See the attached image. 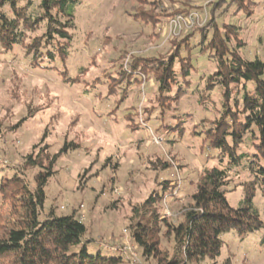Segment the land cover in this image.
Masks as SVG:
<instances>
[{"label": "rangeland", "instance_id": "1", "mask_svg": "<svg viewBox=\"0 0 264 264\" xmlns=\"http://www.w3.org/2000/svg\"><path fill=\"white\" fill-rule=\"evenodd\" d=\"M140 1L80 0L75 10L72 48L64 64L43 62L34 67L22 45L11 51L0 46L1 182L12 185L8 180L19 176L21 183L33 189L34 177L45 169L32 167L27 158L47 166V159L66 143L77 145L79 148L63 153L56 162L55 174L45 189L40 219L47 218L50 209L59 217L75 213L86 227L83 239L89 252L123 257V264L131 262L112 248L132 247L142 264H156L142 255L131 238L130 227L141 222L144 213L167 207L171 213L168 221L178 223L203 172L213 167L228 168L229 162L219 161V151L210 150L205 140V131L213 126L208 119H215L222 110L224 89L216 86L203 105L198 103L207 77L216 71L213 52L206 47L214 27H240L231 47L238 48L241 43V57L264 62L263 2L250 11H240L235 0L223 1L213 13L211 25L194 32L207 23L214 3L192 0L190 6L187 0ZM159 2L168 16L157 9L155 14L161 15V20L154 28L130 16L136 9L152 11L153 3ZM38 3L34 0V9ZM178 12L183 13L176 15L184 17L195 13L201 17L195 28L184 30L173 44L166 31ZM203 33L207 40L201 46ZM183 45L197 47L182 50V56L191 55L194 70L180 108L173 99H165L159 106L153 75L151 79L145 77L141 86L133 80H119L120 65L126 67L130 56L165 58L175 46ZM247 87L252 90L253 83ZM233 90L236 96V88ZM165 110L174 114L165 115ZM245 144L243 149L255 155L252 160L264 164L254 139L248 136ZM244 169L229 171L225 197L238 208L245 201L247 189L255 185L253 205L264 221L263 179L255 180ZM165 180L173 181L172 185L181 183L178 194H169L156 207H145L147 199L161 192ZM20 211L8 194L0 193L1 228L16 227ZM221 239L220 256L199 264H264V228L244 237L232 230ZM161 244L164 251H172L173 243L165 237Z\"/></svg>", "mask_w": 264, "mask_h": 264}, {"label": "trees", "instance_id": "2", "mask_svg": "<svg viewBox=\"0 0 264 264\" xmlns=\"http://www.w3.org/2000/svg\"><path fill=\"white\" fill-rule=\"evenodd\" d=\"M187 1L192 6V0ZM205 1L214 3L208 11L210 18L205 27L196 28L194 32L210 26L214 18L213 13L221 6V2L226 0ZM38 2L34 9V0H0V46L5 51H11L22 45L26 57L30 58L34 67L41 66L43 62L53 64L58 61L64 64L70 56L76 29L75 10L80 0ZM261 2L264 4V0H235L240 11H250L251 7L254 8ZM153 8L152 11L136 9L130 16L154 28L161 20L159 19L161 15L155 14V11L160 9L162 14L168 16V10L161 2L159 5L153 3ZM182 13L178 12L175 15ZM239 30L240 27L233 24L214 27L206 47L213 52L211 56L216 64V71L207 77L198 99V103L203 105V102L205 103L203 100L210 98L209 93L216 86L224 89L222 110L215 119H208L213 126L205 131V140L210 150L219 151L217 156L219 161L223 162L224 159L229 162L228 168L213 167L203 172L191 195V203L185 207L178 223L164 219L163 211L154 208L150 210L151 213H144L141 222L136 226L130 227L131 238L141 248L142 255L154 260L156 264H199L207 258L216 259L221 254L223 234L236 230L244 237L264 228V221L253 205L255 185L247 189L245 201L238 208L232 207L225 197V188L230 184L229 171L234 169L245 168L243 171L253 174L255 180L262 178V183L264 182V164L259 163V160H252L255 155L243 149L250 136L254 139L258 155H261L263 158L261 161L264 163V62L259 58L247 60L241 57L238 53V49L242 48L241 43L238 48L231 47L232 39L237 38ZM200 36L202 39L199 45L203 46L207 37L204 33ZM176 40L174 37L170 43L174 44ZM196 47L175 46L165 58L130 56L126 67L124 63L120 65L119 74L121 73L122 78L119 80L121 82L126 79L130 82L133 80L141 86L144 76L151 79L150 76L153 75L155 85L158 86L159 106H163L162 102L165 99H173L179 103L180 108L187 93L186 85L188 87L191 85L190 78L194 70L191 55L182 56V50L187 51ZM203 52L202 47L201 53ZM249 83H253L252 90L247 87ZM235 88L236 96L233 90ZM125 100L126 97L121 99L122 102ZM167 113L174 114V111L165 110V115ZM183 133L181 132L182 135ZM76 148L79 147L74 143H66L58 154L47 159L49 161L47 166L37 159L32 160L28 157L27 161L32 167L45 169L34 177L33 189L21 183L19 176L8 180L12 185L2 183L0 177V193L8 194L9 199L21 210L16 227L9 229L0 227V264L125 262L123 257L114 258L102 254L101 251L95 255L91 254L83 239L86 227L75 213L59 217L50 209L47 218L40 219L46 200L45 189L55 174L56 162L63 153ZM172 182L163 181L161 192L147 199L144 206L156 207L166 196L173 195L178 187L176 184L172 185ZM162 237L173 243L172 251L162 249ZM75 248L78 250H74Z\"/></svg>", "mask_w": 264, "mask_h": 264}, {"label": "built area", "instance_id": "3", "mask_svg": "<svg viewBox=\"0 0 264 264\" xmlns=\"http://www.w3.org/2000/svg\"><path fill=\"white\" fill-rule=\"evenodd\" d=\"M200 17L201 16H199L197 13L190 14L186 17L182 15H176L171 21H169L166 35L168 36V38H174L182 34L184 30H192L193 28H195V26L199 24ZM144 78L145 76L143 77V79ZM177 187H178L177 191H175V193L173 194L175 196L178 194V191L181 188L180 182L177 183ZM173 195H170V196H173ZM162 216L164 219L171 217L169 208L166 207L163 210ZM112 250H114V252H118V253L125 255L127 259H129L131 264H142V261L138 253H136L132 247H122L120 249L112 248Z\"/></svg>", "mask_w": 264, "mask_h": 264}]
</instances>
